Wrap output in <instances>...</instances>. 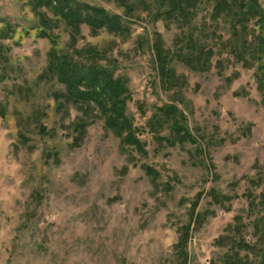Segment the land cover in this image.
I'll return each instance as SVG.
<instances>
[{
  "label": "rangeland",
  "instance_id": "obj_1",
  "mask_svg": "<svg viewBox=\"0 0 264 264\" xmlns=\"http://www.w3.org/2000/svg\"><path fill=\"white\" fill-rule=\"evenodd\" d=\"M37 1L0 0V264H264L248 0L219 17L197 0L185 20L168 0H78L120 26L77 31ZM54 58L110 74L138 144L66 93Z\"/></svg>",
  "mask_w": 264,
  "mask_h": 264
},
{
  "label": "trees",
  "instance_id": "obj_2",
  "mask_svg": "<svg viewBox=\"0 0 264 264\" xmlns=\"http://www.w3.org/2000/svg\"><path fill=\"white\" fill-rule=\"evenodd\" d=\"M189 0H168L173 10H177L179 19H187V9L196 7L197 0L190 3L189 6L186 2ZM170 2V3H169ZM38 6H44L51 10L55 16L61 19L72 30H79L82 24H87L91 28L109 27L110 29H117L120 26L119 17L117 15H109L103 8L90 5L78 0H38ZM232 5L231 0H217L214 7V17H219L223 11L230 10ZM193 11H195L193 9ZM236 21L241 26V29L247 28V22L253 18L256 21L264 22V12L259 7L258 0H248L244 6H241L237 11ZM47 21V19H45ZM44 21V22H45ZM46 23V22H45ZM258 41L254 42L249 48L248 53L252 56H257V59L264 57V36H257ZM56 57V55H53ZM240 59L246 60L245 54H239ZM52 69L58 73L61 82L65 85L66 93L70 97L76 99L92 100L99 98L98 104L109 111L105 114L113 113L114 118H111L108 123H114L113 129L119 133L128 132L125 140L131 144H138L136 138L130 131L128 118L125 115L123 105L124 101L115 98L116 88L111 81L110 74L104 70H97L95 68H82L76 64L68 62L62 58H54ZM258 88L264 92V65H261L256 73ZM101 101V102H99ZM178 111L175 107H171L169 112L175 113ZM135 143V144H136ZM186 238V237H185ZM180 246H186V239L180 240ZM227 264H238L236 262H229Z\"/></svg>",
  "mask_w": 264,
  "mask_h": 264
}]
</instances>
